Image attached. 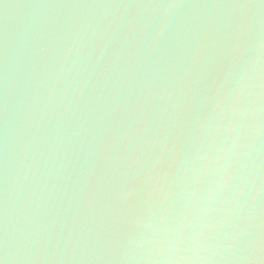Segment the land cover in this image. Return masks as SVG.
<instances>
[{"label":"water","instance_id":"water-1","mask_svg":"<svg viewBox=\"0 0 264 264\" xmlns=\"http://www.w3.org/2000/svg\"><path fill=\"white\" fill-rule=\"evenodd\" d=\"M0 264H264V0H0Z\"/></svg>","mask_w":264,"mask_h":264}]
</instances>
